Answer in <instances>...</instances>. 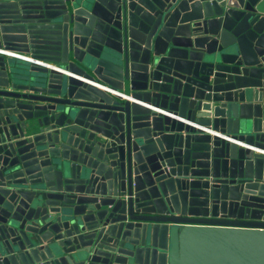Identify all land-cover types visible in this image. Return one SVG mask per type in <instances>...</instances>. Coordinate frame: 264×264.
<instances>
[{
	"label": "water",
	"instance_id": "1",
	"mask_svg": "<svg viewBox=\"0 0 264 264\" xmlns=\"http://www.w3.org/2000/svg\"><path fill=\"white\" fill-rule=\"evenodd\" d=\"M0 49V264H264V0H0Z\"/></svg>",
	"mask_w": 264,
	"mask_h": 264
},
{
	"label": "built area",
	"instance_id": "2",
	"mask_svg": "<svg viewBox=\"0 0 264 264\" xmlns=\"http://www.w3.org/2000/svg\"><path fill=\"white\" fill-rule=\"evenodd\" d=\"M0 53H5V54H8V55H11V56H15L16 58H21V59H24V60H29V61H32V58L27 56V55H24V54H18V53H15V52H9V51H6V50H3V49H0ZM43 65H46V66H49V67H52L50 64H47L46 62H39ZM100 87H102L103 89H106L107 87H105L104 85H101V84H96ZM109 91L113 92V93H117L119 95H121L123 98H130L129 96H126L125 93L123 92H119V91H115V90H111L109 88H107ZM132 99V98H130ZM204 129V128H203ZM206 131L210 132V133H214L212 130H209L208 128H205ZM226 139H229V140H232V138L230 137H226ZM239 144L243 145L242 143L238 142Z\"/></svg>",
	"mask_w": 264,
	"mask_h": 264
},
{
	"label": "crops",
	"instance_id": "3",
	"mask_svg": "<svg viewBox=\"0 0 264 264\" xmlns=\"http://www.w3.org/2000/svg\"><path fill=\"white\" fill-rule=\"evenodd\" d=\"M15 53H18V54H24V55H27V56L31 57L30 55H28V54H25V53H22V52H16V51H15ZM13 57H15V56H13ZM15 59H16V60H19V59H18V58H16V57H15ZM40 61H41V60H40ZM52 64H54V63H52ZM145 104H146V103H145ZM164 113H165V112H164ZM167 113H168V112H167ZM173 117H174V116H173ZM184 121H186V122H187V120H184ZM187 123H188V122H187Z\"/></svg>",
	"mask_w": 264,
	"mask_h": 264
}]
</instances>
